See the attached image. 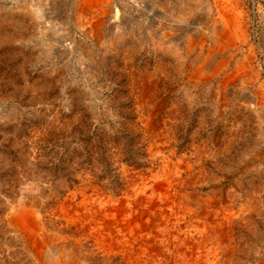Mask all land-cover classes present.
<instances>
[{"label": "rangeland", "instance_id": "obj_1", "mask_svg": "<svg viewBox=\"0 0 264 264\" xmlns=\"http://www.w3.org/2000/svg\"><path fill=\"white\" fill-rule=\"evenodd\" d=\"M18 3L26 13L0 11V264H44L36 249L54 237L57 249L77 254L80 264H127L98 249L92 226L70 216L81 191L106 199L143 184L154 198L180 206L178 213L158 206L155 217L173 220L171 229L177 223L175 242L191 262L206 256L215 229L216 264H264V108L253 105L264 81L263 48L256 53L261 80L251 85L246 74L224 88L223 75L191 77L197 67L213 71L222 56L206 59L210 23L202 4L193 19L175 22L164 11L183 9L184 0H137L129 13L122 0L86 8L81 0ZM258 20L251 29L263 28ZM188 35L196 43L191 52ZM234 69L232 60L224 73ZM19 206L37 210L44 236L36 233L30 243L14 228ZM238 208L230 227L210 221ZM196 215L208 222L201 239L189 231Z\"/></svg>", "mask_w": 264, "mask_h": 264}, {"label": "bare ground", "instance_id": "obj_2", "mask_svg": "<svg viewBox=\"0 0 264 264\" xmlns=\"http://www.w3.org/2000/svg\"><path fill=\"white\" fill-rule=\"evenodd\" d=\"M250 1H252L251 7H250ZM100 2H102V0H81V3H82L81 6H84V8H86L87 6H92L94 4L96 5L97 3H100ZM104 2L106 4H111L112 0H104ZM131 2H132V0H122L123 6H124V11L126 13H129V11L131 10V7L133 5H137V0H135L133 3H131ZM263 2H264V0H184L183 9H181L177 12H171V13L165 12L167 10L164 11L163 15L164 16H166V15L170 16L175 22H186V21L194 18L193 12L197 9L198 4H202L207 10V17H208V20L210 23L209 33H208L209 38H210V46H209V48L207 47L208 49H207L206 59L209 60L213 56L218 55V54H221L222 56L220 57L218 63L216 64L215 68L211 72H205L203 67L202 68L197 67V70H195L196 72H192V74H191V77H193L194 81H196V82L210 81V79L212 77L223 75V80H222L223 84L222 85L225 88V86H227L228 84L231 85L232 83H234L236 80H238L242 76L244 77L246 74H247V76H246L245 80H246V82L251 83V85H252V83H254L256 81L261 80L260 65L256 60V53L261 51V48H263V50H264V3ZM16 4H17V0H0V11L1 10L6 11L5 15L6 14L9 15L10 12L13 10V8H17L18 11H20L22 13L27 12L28 9L25 7L26 5L24 3L23 4L25 6L22 5L21 3H18V5H16ZM150 12L151 11H148V13H150ZM140 14L142 15V13H140ZM255 17L259 18L257 23L261 22L262 26H263V28H261L258 31H256L258 29L257 26H256L257 29L256 28L251 29V26H253V25H251L252 19ZM0 18L5 19V16L0 15ZM149 18H150V16H149ZM256 32H257V34H256ZM165 33H167V32H165ZM198 34H199L198 35L199 38H201L203 36V34L202 35L200 33H198ZM194 45L196 46L195 40L189 38V35H188V40H186V42L184 44V46L186 48V52H191L190 50L194 47ZM200 53L201 52H199L197 55H195V59L199 58ZM239 53H242V55H243V56L241 55L242 56V57H240L241 59L239 58L240 60L236 59V57ZM232 60L235 62V69L229 73L226 72L227 74H225L224 70H225V68L228 67L229 63ZM205 62L206 61H203V64H205ZM242 70H245V71H242ZM245 72H247V73H245ZM260 82H261L260 83L261 85L259 84L260 86L257 89L258 91H256L255 94L253 95V105L258 109L264 108V81H260ZM217 89H218V87H217ZM224 91H225V89H224ZM221 93H220V95H221ZM247 96H249V95H247ZM221 99H222V97H221ZM253 109H255V108H253ZM179 164H181V163H179ZM174 167L175 166H173V168ZM185 167H187V166H185ZM177 170L178 169H175V171H177ZM165 172H166V170H165ZM189 172H191V171H189ZM150 175H151L150 177L155 176V174L154 175L150 174ZM168 175H171V174H168ZM178 175H180V174H178ZM166 176H167V174H166ZM165 178H167V177H165ZM171 178H172V175H171ZM173 178H175V177H173ZM137 179H139V178H137ZM183 179H185V178H183ZM87 185H89V184H87ZM92 185H93V183H92ZM181 187H182V185H181ZM93 189H95V188H93ZM153 189L154 190L156 189L155 191H157L159 193H161V191L163 190L161 187H155ZM148 192H150V188L146 184H143L140 188H133L129 195H122V196H117V197H106L107 195L103 196L106 199H103L101 196H99L100 195L99 191L94 192V195L89 196V197L86 196L84 191H81V194H82L81 198L82 199H81V202H78V203H80L78 210L71 212L72 214L70 217L72 219V222H75V223L78 222L77 223L78 226L81 225L80 223H82L84 221L86 222V224L89 227L92 226L91 227L92 228L91 234L93 233L92 236H94V240H95L94 242L96 243L97 248L105 251L109 255L115 256V258H116V255L121 256V258L123 260H125V262L127 264H149V263L150 264H216L217 263L216 260L218 259L217 255H218V252L220 249V246L218 245V240H217L218 238L216 237L217 231L214 229L213 231H214L215 236H211L208 240L210 248L206 249V252H207L206 256H203L202 258H200L199 260H196L195 262H191V260L188 256L187 249H182L181 248L182 246H180L179 244H177V242H175L176 238H175V235L173 234V231L175 230L174 228L177 225V223H175L172 226L173 228L171 229V228H168V227H170L169 226L170 225L169 223L171 221L170 218L168 221L169 223H167V222L162 223V221L158 220V218L155 217L156 215H158V214H156V210H157L156 207H158V206L160 208H162V210L164 209L167 211H169L171 209V207L172 208L176 207L177 208L176 213H178L177 211L180 208V206L179 205L175 206L176 202L174 203V200L171 197H165V198L162 197L161 199H159L160 197L154 198L155 196H152V194H148ZM178 193L179 192H177L176 195ZM187 194L188 193H186V195ZM214 194H215V191H214ZM169 195L170 194H168V196ZM222 195H224V194H221V196ZM252 196H253V194H252ZM252 196H251V199H252ZM182 197H184V196H182ZM191 197H194V196L191 195ZM184 199H186V198L184 197ZM189 199H187V200H189ZM191 199H193V198H191ZM176 200H178V199H176ZM194 200H197V199L194 197ZM200 201H203V200H200ZM178 202H180V201H178ZM63 205H65V204H62L61 206H63ZM217 206H218V204H217ZM244 206H245V204H244ZM215 207H216V205H215ZM63 208H65V207H63ZM218 208H220V207H218ZM186 209H188V208H186ZM210 209H212V208H210ZM241 209L242 208H238L234 212H231V211L230 212H224V213L222 212L223 215L221 216V218H219L220 220L216 219V221H215V220L210 219V221L212 223H214V225H219V226L224 225V227H228L229 224L234 219L238 218V215L240 214ZM62 210H64V209H62ZM36 211L34 209H31V208L24 210L19 206V208H17L13 214L14 215V222H13L14 228L18 229V230L22 229L21 235L24 237L25 241L27 240L30 243L32 242V235H35L36 233H38L39 229H42V228H40L42 226V224H40V222H41V218L39 216L40 214H38ZM220 211H222V210H220ZM171 216H173V215L171 214ZM203 220H200L198 218V216L197 217L194 216V218L192 220V222H193L192 229L189 230L192 238L201 239V236L207 231L205 228V225H206V223L208 224V222L205 220L203 221ZM178 224L180 225V229H182V225L179 222H178ZM82 226H84V225H82ZM236 228H238V227H236ZM220 230H221V228H220ZM38 234H42V231ZM187 237H189V236H187ZM70 238H72V237H70ZM226 238H227V236H226ZM34 239L36 240V238H34ZM232 239H234V238H232ZM25 241H24V243H25ZM40 241H41L40 245L36 249V255H37L36 258L37 259H39L38 257H42V258L44 257L46 264H68V263L71 264L73 262H74L73 264H80V262L78 263V262L74 261V259L76 260L78 258V257L76 258L77 254L75 255L74 253H72V251L66 252V250H64L63 248H62L63 250L57 249V245H55L57 242L55 237L50 239V240L46 239L45 242L43 239H41ZM163 242L165 243V248L163 247V244H164ZM36 243H37V241H36ZM85 243H87V242H85ZM190 243H192V242H190ZM25 245L27 247L26 243H25ZM232 246H234V245H232ZM55 247H56V250H54ZM229 248H231V247H229ZM80 250H78V251L80 252ZM103 251H101V252H103ZM231 251H232V249H231ZM190 252H191V250H190ZM80 253L83 254V252H80ZM98 253H100V252H98ZM191 253H193V252H191ZM79 257H81V256L79 255ZM108 258H110V257H108ZM96 263H98V262H96ZM224 264H225V262H224Z\"/></svg>", "mask_w": 264, "mask_h": 264}]
</instances>
